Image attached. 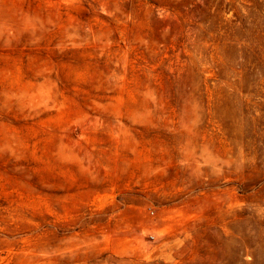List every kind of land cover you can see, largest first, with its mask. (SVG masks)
<instances>
[{
    "label": "rangeland",
    "instance_id": "374dc122",
    "mask_svg": "<svg viewBox=\"0 0 264 264\" xmlns=\"http://www.w3.org/2000/svg\"><path fill=\"white\" fill-rule=\"evenodd\" d=\"M0 264H264V0H0Z\"/></svg>",
    "mask_w": 264,
    "mask_h": 264
}]
</instances>
